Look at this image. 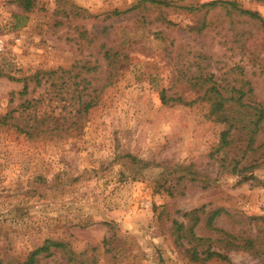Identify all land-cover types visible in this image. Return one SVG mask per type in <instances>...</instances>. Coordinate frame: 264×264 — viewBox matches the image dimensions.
Instances as JSON below:
<instances>
[{
    "label": "rangeland",
    "instance_id": "rangeland-1",
    "mask_svg": "<svg viewBox=\"0 0 264 264\" xmlns=\"http://www.w3.org/2000/svg\"><path fill=\"white\" fill-rule=\"evenodd\" d=\"M47 239L264 264V0H0V261Z\"/></svg>",
    "mask_w": 264,
    "mask_h": 264
},
{
    "label": "trees",
    "instance_id": "trees-1",
    "mask_svg": "<svg viewBox=\"0 0 264 264\" xmlns=\"http://www.w3.org/2000/svg\"><path fill=\"white\" fill-rule=\"evenodd\" d=\"M217 1H214L212 2V4H216ZM31 4L29 2H26L25 4V7L26 8H30ZM234 6L237 8V6L235 5L234 3ZM239 9V8H238ZM242 13H246V14H249L253 17H258V14L255 13V12H251L250 10H246V9H242L240 10ZM27 91V86L25 85L24 87V92ZM223 108V102L222 101H218L217 104H216V110H218V112H220V110H222ZM259 111V109H258ZM260 116L258 118L257 121L254 122V124L256 125L255 126V129L253 130V133H257V124H258V121H260V119L262 118L263 116V110L260 109ZM222 118H224V116L222 115L221 116ZM234 122H237V120L233 119ZM230 143V140H229V130H224L222 132V135H221V147H225L227 145H229ZM219 214V211H216L213 213V216L212 217H215ZM181 226H179L178 228H180ZM230 236V235H229ZM198 240H205L203 238H198ZM226 240V239H225ZM228 242V240H226ZM230 247H243V249H246V250H251L250 248H246L245 245H241V244H236L235 242H228ZM52 248H56V249H61L63 250L66 254L69 255V260L70 261H73L75 260V256L73 255V250L71 249L70 245L68 243H65V242H58V241H54V240H51V239H47L45 241V243L38 247L37 249L33 250L30 255L27 257V259L24 261V262H19L17 264H36L38 263L39 261V258H40V255L42 254H45V256H49L52 254L51 250ZM194 260H201V261H206L208 259H211L213 257H219V258H222V259H227V255L221 253V252H218V251H213L211 250V248H208L206 250V257H204L203 259L200 258L198 256V253H197V249H194ZM3 260L0 261V264H2Z\"/></svg>",
    "mask_w": 264,
    "mask_h": 264
}]
</instances>
